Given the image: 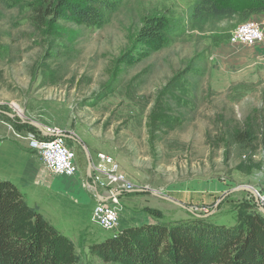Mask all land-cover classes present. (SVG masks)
<instances>
[{"label": "rangeland", "instance_id": "1", "mask_svg": "<svg viewBox=\"0 0 264 264\" xmlns=\"http://www.w3.org/2000/svg\"><path fill=\"white\" fill-rule=\"evenodd\" d=\"M59 1L0 0V119L16 138L29 146L16 134L62 131L94 198L112 190L92 188L87 154L91 161L100 153L114 159L134 185L116 190L122 225L144 217L154 223V211L171 224L233 227L244 203L264 216V40L219 44L234 22L192 21L195 0H111L119 7L104 11L102 26L65 9L38 26L36 9ZM67 1L100 8L92 0ZM158 16L177 22L181 36L167 46L141 44L144 21ZM252 21L264 35V16ZM243 130L256 136L252 162L229 143ZM96 204L86 209V223L72 216L62 233L85 247L116 235L93 223Z\"/></svg>", "mask_w": 264, "mask_h": 264}, {"label": "trees", "instance_id": "2", "mask_svg": "<svg viewBox=\"0 0 264 264\" xmlns=\"http://www.w3.org/2000/svg\"><path fill=\"white\" fill-rule=\"evenodd\" d=\"M91 3L100 8L67 0L38 8L36 23L44 26L49 16L59 20L61 10L65 9L97 27L105 20L104 11L112 13L119 7V2L111 0ZM261 16L264 0H195L190 9L192 21L209 17L234 22L219 44L229 40L239 25ZM181 34L177 22L158 16L144 21L139 40L143 45L167 46ZM229 138V143L252 162L257 150L254 133L243 130ZM151 214L156 222L131 226L85 247L53 226L12 183L0 180V264H91L88 257L101 264H264V216L249 203L242 204L238 223L233 227L214 226L201 220L171 224L160 219L159 213Z\"/></svg>", "mask_w": 264, "mask_h": 264}, {"label": "crops", "instance_id": "3", "mask_svg": "<svg viewBox=\"0 0 264 264\" xmlns=\"http://www.w3.org/2000/svg\"><path fill=\"white\" fill-rule=\"evenodd\" d=\"M11 127L10 123L0 119V180L18 188L27 202L39 208L61 232L65 233L62 225L72 216H77L80 224L86 223V209L97 202L86 188V176L80 172L74 177L52 174L42 165L38 154L29 148L28 142L16 138V130ZM144 224H152V219H130L124 225L121 221L118 230Z\"/></svg>", "mask_w": 264, "mask_h": 264}, {"label": "built area", "instance_id": "4", "mask_svg": "<svg viewBox=\"0 0 264 264\" xmlns=\"http://www.w3.org/2000/svg\"><path fill=\"white\" fill-rule=\"evenodd\" d=\"M264 40L260 27L254 21H248L239 25L231 32L229 42L234 44L256 45ZM11 129H13L11 127ZM18 138L29 141V148L36 152L43 165L53 174L74 177L78 174L76 154L68 146L66 136L57 129H46V136L38 138L32 134L29 136L16 134ZM90 180L93 186H107L111 191L110 195H101V202L98 200L93 213V223L107 231L118 234L120 227V212L118 209V194L116 190L131 191L134 185L127 176L120 172L118 164L111 157L100 153L96 161H91ZM87 184V187H90ZM95 189V188H94ZM97 189H95L96 191ZM261 205L264 207V189L259 195ZM117 232V233H116Z\"/></svg>", "mask_w": 264, "mask_h": 264}, {"label": "water", "instance_id": "5", "mask_svg": "<svg viewBox=\"0 0 264 264\" xmlns=\"http://www.w3.org/2000/svg\"><path fill=\"white\" fill-rule=\"evenodd\" d=\"M8 117L13 118V116H11V115H9V114H8ZM28 124H29L30 126L36 128V129H37L38 131H40L41 133H45V129H44L43 126L40 125L39 123L34 122V121H31V122H29ZM87 157H88L87 175H88V177L90 178V176H91V157H90L89 154H87ZM241 190H248V191H250V190L247 189V188H239V189H237L236 191H241ZM96 195H97V199L101 202V199H100V198H102V196L100 195V193H98V192L96 191ZM164 198H165L166 200L170 201V202H173V203H175V204H177V205H180L179 203H177V202L174 201L173 199L166 198V197H164ZM262 211L264 212V209H262Z\"/></svg>", "mask_w": 264, "mask_h": 264}, {"label": "bare ground", "instance_id": "6", "mask_svg": "<svg viewBox=\"0 0 264 264\" xmlns=\"http://www.w3.org/2000/svg\"><path fill=\"white\" fill-rule=\"evenodd\" d=\"M16 108V112L19 116H23V113L19 110V108L17 106H15Z\"/></svg>", "mask_w": 264, "mask_h": 264}]
</instances>
